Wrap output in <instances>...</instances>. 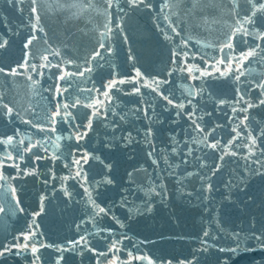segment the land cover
<instances>
[{
    "label": "water",
    "instance_id": "95a60500",
    "mask_svg": "<svg viewBox=\"0 0 264 264\" xmlns=\"http://www.w3.org/2000/svg\"><path fill=\"white\" fill-rule=\"evenodd\" d=\"M113 2L109 8L106 0H91V7L86 0H36L35 5L22 0L13 7L0 0V42H7L0 47V67L5 69L0 73V138L18 131L25 145L37 144L22 161L7 162L19 168H0L9 178L0 181V245L34 232L31 242L46 245L38 252V264H112L117 257L118 264H146L133 257H149L154 264H219L226 253L217 247L230 243L227 236L233 230L264 232V174H257L259 165L252 162L257 157L264 161V94L256 87L257 80H264V41L253 38L264 30V12L257 11L255 23L244 25L251 37L237 36L234 51L221 52L229 34L250 14L252 5L245 0H239L235 12L232 0H200L190 13L181 7L191 4L176 7L175 0L164 11V0H145L136 8L128 0ZM172 22L175 31L169 27ZM257 44L259 54L243 63L245 75L237 80L236 58ZM97 50L100 56L91 59ZM42 55L65 71L76 72L78 66L92 71L61 81L59 68L42 67ZM229 60L232 72L227 71ZM185 67L193 72L180 70ZM111 82L108 103L102 93ZM57 87L68 89L59 99ZM77 98L80 106L70 109L71 123L57 118L52 124L56 105ZM95 100L101 101L103 114L93 117L96 109L83 105ZM5 104L13 108V116L4 114ZM189 112L196 113L202 132ZM33 123L56 131L41 132ZM249 133L257 148L256 157L246 160ZM56 136L58 148L52 143ZM85 153L86 183L73 165ZM4 155L0 152V159ZM133 188L137 195L130 196ZM97 206L109 214L97 216ZM101 229H111V235ZM206 230L210 238L204 237ZM82 236L87 246L81 242L73 247ZM117 239L120 251L110 252ZM261 255L254 252L242 264ZM33 261L30 250L0 257V264Z\"/></svg>",
    "mask_w": 264,
    "mask_h": 264
},
{
    "label": "snow or ice",
    "instance_id": "6c2138e0",
    "mask_svg": "<svg viewBox=\"0 0 264 264\" xmlns=\"http://www.w3.org/2000/svg\"><path fill=\"white\" fill-rule=\"evenodd\" d=\"M7 2L12 5L13 7H15L17 5V3L22 2V0H7ZM107 5L109 8L114 6V2L113 0H106ZM129 5L131 7H139L141 4L145 3V0H128ZM200 2V0H175V4L173 6L176 7H181L182 5H187V4H191L192 7L191 8H183L181 7L182 11H186V12H192L195 10L197 4ZM233 2V9H231V11L235 12L236 8L239 6V0H232ZM33 5L36 4V0H32ZM86 3L89 7H91V0H86ZM245 3H249L252 5V8L250 10V14H245V20L244 23L240 24V27L236 29L235 32L230 33L228 36V40L227 42L224 44L223 48H221V52L224 51V49H228L231 51H234V43L233 41L236 39L237 36H242V37H251L252 33L249 31V29L247 27H245V24H254L255 20L253 19L256 14L257 11H261L264 12V0H255V3H253V0H245ZM83 5H81L82 7ZM69 7H77L76 4H71L69 5ZM170 8V2L169 0H164L163 3V8L161 9V11H164V9H169ZM32 12L35 14V18L37 20V22L39 21V14L37 11L36 7H33ZM238 14V13H237ZM165 19H168V17L166 16ZM239 23V21H238ZM175 22H172L169 24V27L172 28L173 31H175V27H174ZM105 28H108V25H105ZM111 29H108V32H110ZM108 32L105 33H101V36H107ZM254 39L257 40H261L264 41V30L259 31L257 33V35L255 37H253ZM35 39V37L33 36L31 39H29L24 47L28 48L31 44L32 41ZM6 41H2L0 42V47H4L6 45ZM105 47L104 43L101 42L99 44V48L103 49ZM185 47H187V44H185ZM258 49H260V45L257 44L256 46L252 47L250 50H248L247 52H242L240 57L236 58V64L238 65L235 68V71L239 73V75L236 76V79L239 80L241 76H244L245 73L242 70V65L244 62L248 61L251 58H254L256 55H258ZM261 51H264V49H260ZM100 51H94V54L92 55L91 59H96V57L100 56ZM53 56H58L59 53L58 52H53L52 53ZM177 55H183L185 57L188 56L187 52L184 53H177ZM41 59L45 61V63L42 65V67L44 68H48L50 66H54L60 69V73L58 76V79L61 81H64L66 79H71L74 76H79V77H83L85 75L86 72H91L92 69L91 67H84V68H79V66L77 67V71L76 72H71V71H65L60 65H52L51 61L49 60V56L48 55H42ZM72 62L69 61V64H71ZM219 63L223 64L225 63V60L221 59L219 61ZM25 67H27V61L25 62ZM33 68H35L36 66L33 65ZM181 71L187 70L190 74L193 72L192 68H181ZM216 71H219V69H216ZM228 72H232L233 68L231 67V60H229V67L227 69ZM5 69L0 67V73H4ZM9 74L12 75H20V73L17 72H11ZM39 74V73H38ZM224 73H221V75H223ZM140 73L137 72V76H139ZM201 75H203V73H201ZM193 79H196L198 77L193 76ZM27 79L32 80V77L29 76ZM120 83H124L123 80L119 81ZM115 82H111L108 85H106V91H104L102 93V95L105 98H108V103H111V100L109 98V93L112 89V87H114ZM256 87L262 90V94H264V80H257L256 81ZM158 90L154 89V91ZM68 89L67 88H60L57 87L55 90V97L57 99L61 98L64 96V93L67 92ZM83 91V90H82ZM87 91L91 92L92 89H87ZM165 99H168L167 97H164ZM240 100L243 101L244 97L241 96ZM239 102V101H238ZM168 103L172 104L173 101L171 99H168ZM189 103H191V101H189ZM223 103V101L221 102ZM261 104H264V99H262L260 101ZM101 105V101L99 100H95L93 103L91 104H85L83 105L84 107H90L93 109H96V111H94L93 113H91V115L93 117L95 116H99L102 115L103 113L101 111H99ZM77 106H80V99L77 98L74 101H72L71 103H58L56 105V107L53 109V114H52V118H51V123L54 124L57 120V118H59V120L63 121V122H68L71 123V121L74 119L73 113L70 111L71 108H75ZM181 110H183L184 105L183 104H179L177 105ZM248 107L250 108L251 105L249 104ZM3 109L6 110L5 111V115L7 116H13L14 115V110L12 107H9L7 104H5L3 106ZM233 111H236V109H233ZM241 111H247V108L245 109H241ZM179 114V113H178ZM15 115H19V113H15ZM145 115H147V112H145ZM188 118L191 120L192 124L195 126L197 131H203V127L198 123L197 119H196V113L195 112H189L187 113ZM247 120V117H244V119L241 121V124L244 125L246 127V124H244V121ZM24 123H32L31 121H27L25 120ZM33 127H36L39 131L44 132V131H49V132H53L55 133L56 129L54 127H49V128H44L41 125H37V124H32ZM88 128H91V122L88 125ZM233 132H236V129L232 130ZM148 133L151 134V129L148 130ZM87 133H81L78 134L76 136L77 140H81L84 138V136ZM264 134V133H262ZM129 135H131V133H129ZM20 136V133L17 131L15 132L12 136H5L3 138H0V152L5 153V155L3 156V159H0V168L3 167H15V168H19L20 165L18 163H12V164H8V161H13L15 162L17 159L19 160H23L24 156L27 153L32 152L33 148H35L37 146V144L35 143H29L28 145H25V141L23 139H18ZM237 139L240 138V134L237 133ZM60 140V136H56L55 140L52 141V143L58 148L59 145L56 144V141ZM38 143V142H37ZM45 144L48 143V140H45L44 142ZM209 147H211L212 149H216L217 148V143H211L209 144ZM229 147H231V143L229 144ZM246 147L248 148V154L247 156H245V159L248 160L250 157H256V151L255 149L257 148V141H256V137L253 136L251 133H249L246 137ZM45 151H48V148L45 147L44 149ZM15 153V155L13 154ZM234 154V153H233ZM149 155L151 156L152 153L150 152ZM36 159L39 160L41 159V157L36 156ZM87 159L88 156L85 153L83 156L79 157L78 159L73 161V165L77 168L76 171V176L80 177L82 180L85 181V183L87 182L86 176L83 175L82 173V168H83V164L81 163V161H83L84 163H87ZM253 163L259 165V167L257 169H255L257 174H264V172H261V169H264V161H261L258 157L252 161ZM153 163H156L155 160H153ZM20 171L23 174H31L30 172H25L24 169H20ZM131 175V174H130ZM7 179H9L8 177H5V175L3 174V172H0V181H5L7 182ZM111 181H109L110 183ZM212 185L209 184L208 185V189L211 190ZM13 192H15V189H12ZM85 191H87V189H85ZM129 195L130 196H134L137 195V190L136 189H130L129 191ZM18 203V202H17ZM94 203V202H93ZM124 203L127 204L128 203V197L124 198ZM98 207V211L96 212L97 216L100 215H108L109 214V210H106L104 207ZM4 209L0 208V212H3ZM22 211V209H21ZM101 231H107L109 235H111V229H101ZM35 233L34 232H29L27 234H22V238L21 237H17L15 238V243L5 246V245H0V257H3L9 253H13V251L15 250L16 254H20L23 253L25 251H29L31 252L32 256L34 257V261L33 264H38V262L40 261V256L38 255V252L40 251V248L45 247L46 245L40 244L39 246L34 243L31 242L33 240V238L35 237ZM204 237H208L210 238V233L206 230L203 233ZM227 239L230 241V243L226 244V245H220L217 247V250L221 253H226V255L222 256L219 259V264H242V261L245 257L251 255L254 252H259L262 255L259 258L253 257V261L252 264H264V232L260 233V234H256L255 232H253L251 235H249L248 233H244L243 230H233L231 232L230 235L227 236ZM83 244V246H87L88 241L86 239V237L82 236L80 238V241H74L73 243V247L79 245V244ZM121 241L119 239L112 241L111 246L109 248L110 252H119L120 249L119 247H117L118 244H120ZM203 243L205 245H207V240H204ZM57 251H64L67 249H61V248H57ZM207 250V248L205 249ZM100 255H105V253H100ZM129 256L131 257L132 254L129 253ZM59 259H63V257H60ZM133 259L135 260H145L146 264H154V261L149 258V257H133ZM119 261V257H117L116 259L112 260V264H118ZM57 264H59V260L57 261ZM130 264V262H129ZM167 264H171V261H168Z\"/></svg>",
    "mask_w": 264,
    "mask_h": 264
}]
</instances>
